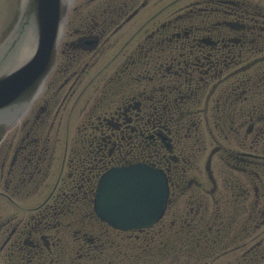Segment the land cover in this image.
<instances>
[{"label": "flooded vegetation", "instance_id": "obj_1", "mask_svg": "<svg viewBox=\"0 0 264 264\" xmlns=\"http://www.w3.org/2000/svg\"><path fill=\"white\" fill-rule=\"evenodd\" d=\"M149 3L76 4L43 95L0 133V264H264V5L195 0L144 19ZM117 46L126 61L53 171L55 120L92 63L76 53ZM136 163L162 170L170 197L159 222L122 231L96 190Z\"/></svg>", "mask_w": 264, "mask_h": 264}, {"label": "water", "instance_id": "obj_2", "mask_svg": "<svg viewBox=\"0 0 264 264\" xmlns=\"http://www.w3.org/2000/svg\"><path fill=\"white\" fill-rule=\"evenodd\" d=\"M74 0H20V14L0 43V126L21 120L40 96L54 68L66 15ZM169 196L167 180L145 165L113 169L96 194L97 214L128 230L149 227L162 216Z\"/></svg>", "mask_w": 264, "mask_h": 264}, {"label": "rangeland", "instance_id": "obj_3", "mask_svg": "<svg viewBox=\"0 0 264 264\" xmlns=\"http://www.w3.org/2000/svg\"><path fill=\"white\" fill-rule=\"evenodd\" d=\"M87 1L88 0H77L76 4L77 6L85 5V2ZM194 1L195 0H150L147 10L143 12L145 13L143 18L146 19L147 17H150L154 13H157L159 10L166 7L169 10L165 13L164 16L165 19L168 20L173 16H171V13L175 12L176 9H180L185 5L187 6ZM250 1L257 5L256 7L258 8L259 6L263 7L264 5V0ZM95 5H97V3ZM95 5L86 8L92 9L93 7H95ZM18 6L19 0H0V41L11 30L14 20L18 15ZM86 11L87 10H84L82 12L85 13ZM71 16H73V14ZM139 23H142V19L139 21ZM151 23L153 22L151 21ZM73 29H75V27L67 31L66 37L63 40L64 42L76 37ZM73 32L74 35L72 36ZM143 35L144 32H142V34L140 35L137 34V36H139L138 39L142 40ZM129 49L130 48H128V50ZM127 54V49H122L120 46H117L116 48H101L99 52L97 51L87 53L85 51H81L78 54L76 53V58L78 60H75L74 63L80 64L81 61L82 63H92L87 73L83 76L82 81L77 84L74 90L73 97L68 101V103H66L65 108L62 110L60 116L55 120L54 127L51 133L52 139L59 137L61 142L55 145V165L53 171L54 169L55 171L58 170V167L62 162L63 155L66 154V156L68 157V153L71 151L73 138L77 135V133H80V129L84 127L83 124H87L86 115L89 112H92L94 105L97 104V99L100 94V88L104 86L105 82H107V80L113 74H115V71L123 65L128 57ZM75 69H77V66ZM69 86H71V83L69 84ZM69 86L65 88L63 95L68 91ZM252 91H257L256 94L259 95V92L261 93L263 90L259 88V90L253 89ZM255 98H257V100L260 99L259 96ZM250 100L251 98L249 99V101ZM38 105L39 104H37V106ZM132 114L138 115L142 113H139L138 111H132ZM88 130H90V128ZM202 132L207 135L204 139L206 142L212 141L211 136L215 138L221 137V134L214 130L213 124L211 125L210 129L205 128L202 130ZM140 147L141 144L139 145V148ZM209 152L210 149H208L207 154L205 155V159L207 158ZM53 179L54 178L52 177V180ZM0 191L4 192L3 189H1ZM48 193L49 191L40 193L37 199H44L48 195Z\"/></svg>", "mask_w": 264, "mask_h": 264}]
</instances>
